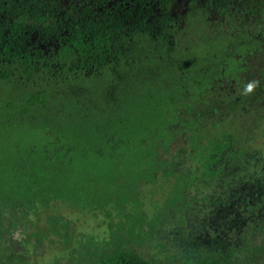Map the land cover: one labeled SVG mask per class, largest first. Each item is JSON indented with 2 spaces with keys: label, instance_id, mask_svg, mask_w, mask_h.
Instances as JSON below:
<instances>
[{
  "label": "trees",
  "instance_id": "trees-1",
  "mask_svg": "<svg viewBox=\"0 0 264 264\" xmlns=\"http://www.w3.org/2000/svg\"><path fill=\"white\" fill-rule=\"evenodd\" d=\"M263 73L264 0H0V264L51 234L54 262L157 264L119 228L188 226L192 187L207 244L174 264H264ZM226 84L237 99L193 110ZM143 186L163 208L143 210ZM57 202L110 218L109 251L73 245Z\"/></svg>",
  "mask_w": 264,
  "mask_h": 264
},
{
  "label": "rangeland",
  "instance_id": "rangeland-1",
  "mask_svg": "<svg viewBox=\"0 0 264 264\" xmlns=\"http://www.w3.org/2000/svg\"><path fill=\"white\" fill-rule=\"evenodd\" d=\"M263 77H264V73H263ZM254 78L256 79L257 77ZM235 89H236L235 87L231 89V86L226 84L224 87H220V90L218 92L216 91L215 93H213L214 95L211 98H209V100L210 99L211 100L208 104L197 105L193 110H199V113H201V111L202 112L211 111L214 106H223V105L226 106L228 103L234 100V98L237 99L240 96V92L237 93ZM185 115H188L186 111H185ZM262 143H264V141L259 140L255 144V146ZM213 185L214 184L212 182L209 184L205 182L204 184L201 185V189H203L206 195L210 192L214 193L215 195L218 188L213 187ZM142 188L145 189L144 195H146L145 196L146 199H144L146 201L144 203L143 210H146V212H148L149 214H153L156 210H160L161 208H163L162 207L163 202L166 200L165 190H153V194L149 195L147 194V191L149 189L145 186H143ZM195 194L196 197L194 196ZM201 195L203 194H201L200 191H197L193 187L188 191L186 197L187 198L186 206H188L186 208V213L189 216L188 226L185 225L182 228L177 226L179 216H177L178 214L176 213L174 214V217L170 219L168 217H165L164 219L165 222L163 226H161V228H158V229H163V235H160L158 232L151 233L149 232V229L146 226H144L145 234H143L142 237L143 238L147 237V238H145L144 241L138 242L139 240L138 235L132 234L130 232L131 226L129 224L126 225V221L124 220L125 224H123L121 227H125V230H123V228L122 229L119 228V230L121 231L123 242L125 243L126 248L133 247L135 251L138 254H140L143 258L149 261L157 262V264L177 263V261H179L180 258L183 257V254L185 255L194 254L196 256H199L197 254L201 253V251H203L202 249L207 244L206 242L204 243V237L202 236V233L204 228H206L209 219L212 216L209 213H207V211L204 210V206L201 207V201H200ZM195 201H197V203H194ZM56 209L63 216L64 221L67 220L73 223L70 230V236L72 238L73 245L78 241L81 242L88 241L92 250L94 248L92 245H99V249H103L105 252L109 251L107 246L105 245V241H110L113 238L112 233L109 229V226L106 225L104 222L103 223L101 222L107 219V222L111 223L110 218H105L100 214L93 216L87 212L83 214L78 213L79 211L75 210L72 207H69L65 203L61 204V202H57ZM118 220L119 218H115L113 226L116 224ZM168 224L170 225V227ZM44 225H45V219L42 218V221L39 223V226L43 227ZM193 225L195 230L192 227ZM221 225H222V221H218L216 223L217 227H220ZM168 227L169 230H174L173 228H176L177 232L168 231L167 230ZM188 230L191 233L190 237L183 236L182 232ZM167 231L169 234L167 233L168 235L167 237H165ZM220 231L221 234H223V231L221 229ZM146 233H148V236ZM15 238H19V237L16 236ZM49 239L52 242H50ZM128 241H130V243ZM62 242L63 240L61 236L51 234L50 237L44 239L43 241L44 244L41 246V250L38 251L39 253L37 255L33 254L34 256L30 258L28 256L30 260L29 263L30 264H78L77 262H65V261L54 262V260L58 259L59 257L67 256L66 252L62 249L63 246ZM161 244L162 246H160ZM73 251H75V249Z\"/></svg>",
  "mask_w": 264,
  "mask_h": 264
},
{
  "label": "flooded vegetation",
  "instance_id": "flooded-vegetation-1",
  "mask_svg": "<svg viewBox=\"0 0 264 264\" xmlns=\"http://www.w3.org/2000/svg\"><path fill=\"white\" fill-rule=\"evenodd\" d=\"M187 6H188V3H186V5L184 7H187ZM182 12H183L184 16L186 17V14H185L186 10L184 9V10H182Z\"/></svg>",
  "mask_w": 264,
  "mask_h": 264
}]
</instances>
